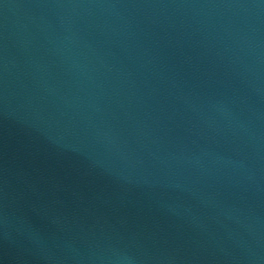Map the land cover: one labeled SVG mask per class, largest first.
<instances>
[{
	"label": "water",
	"instance_id": "obj_1",
	"mask_svg": "<svg viewBox=\"0 0 264 264\" xmlns=\"http://www.w3.org/2000/svg\"><path fill=\"white\" fill-rule=\"evenodd\" d=\"M0 264H264V0H0Z\"/></svg>",
	"mask_w": 264,
	"mask_h": 264
}]
</instances>
